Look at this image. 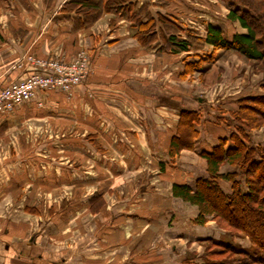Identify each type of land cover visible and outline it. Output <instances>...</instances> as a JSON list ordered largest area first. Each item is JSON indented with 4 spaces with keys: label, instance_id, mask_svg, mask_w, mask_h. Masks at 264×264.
I'll return each instance as SVG.
<instances>
[{
    "label": "crops",
    "instance_id": "1",
    "mask_svg": "<svg viewBox=\"0 0 264 264\" xmlns=\"http://www.w3.org/2000/svg\"><path fill=\"white\" fill-rule=\"evenodd\" d=\"M65 1L0 0V87L28 76L35 69L32 62L27 60L28 54L43 59L70 60L80 48H86L91 54L92 72L88 80L78 85L71 95L56 90L45 91L23 102L9 115L0 113V196L17 194L24 184L22 182L31 184L29 182L35 177L37 166L41 167L40 175L49 179L47 171L42 168L51 163L52 158L46 156V153L52 156L50 150L59 147L82 156L88 142L96 151L110 150L115 146L113 138L118 133L128 137L134 157L130 146H125L124 149L130 150L129 157L118 159L120 162L113 160L110 164L154 166L157 173H149L147 169L144 173L132 171L128 175L115 172L112 175L114 178L106 179L108 184L104 188L94 187L98 185L96 183L88 186L85 181L89 179L78 175L75 177L77 181H74L76 184L71 188L79 185V190L84 189L76 197L77 202L81 201L80 205L76 204V218L77 214L84 212L89 218L86 223L82 221L83 218L76 222L78 238L81 239L79 247L82 249L77 247L74 261L69 249L50 248L41 244L40 237L34 238L28 234L27 237L23 235L12 240L0 237V264H184L186 259L195 264L201 261L209 239L215 242L246 240V245H250L247 236L232 238L229 231L216 224L213 214H205L203 223L196 222L199 207L176 196L172 189L174 183L194 187L198 176H209L206 160L199 154L200 150H210L222 137L228 138L227 146L234 145L229 139L230 127L221 121L229 118V109L235 107V100L239 98L230 95L196 98L193 92L181 90L180 73L185 70L186 62L213 54L212 59L204 61L199 67L203 69L204 80L208 81V73L213 71L209 69L213 65L222 61L225 67L231 63L240 66L241 60L234 55L224 58V49H214L211 44L195 52L158 53L157 49L162 45L160 38L153 43V48L145 47L132 34L134 23L113 12L103 14L86 27L77 28L74 20L61 11ZM132 2L134 10L146 4L155 19L161 14L201 37L207 34V24L220 26L225 32L228 23L229 7L221 0ZM233 25L236 32L246 31L238 21H233ZM157 29H162L160 22ZM182 34L186 36V32ZM242 63L244 70H248L249 65ZM237 67L234 65L231 73L241 79L244 75L237 73ZM196 72L190 71L184 78L194 76ZM255 74L252 75H257L258 79L260 76ZM165 76L171 77L167 80L171 81V84H167L168 88L164 85ZM135 79L139 86L148 85L154 89L143 95L137 94L132 83ZM253 80L241 83L234 93L251 91L255 87ZM263 84L260 83L262 92ZM165 89H170L175 104L158 101ZM181 91L186 98H181ZM39 100L45 103L43 107L38 106ZM215 101L219 106L223 102V109H216ZM85 103L92 106V112L84 110ZM128 103L129 106L132 103L139 106L144 116L137 114L138 111L136 116L140 119L134 120L133 116H129ZM184 110L197 112L198 121L193 123V128L198 136L192 141L193 147L182 148L173 158L165 149ZM121 111L123 113H119ZM105 117L108 121L103 122ZM165 118L171 122L170 129L163 124ZM112 119L118 122L114 124ZM39 129L58 137L61 135L62 140L39 141L36 144L29 133ZM263 129L264 126L251 129L248 143L259 144L261 138L257 134ZM165 132L170 134L168 143L164 142ZM86 134L94 138L87 142L84 139ZM97 137L101 138V142ZM122 144L119 145L121 149ZM147 152H152L151 157L147 156ZM76 156L70 164L79 159ZM59 164L63 173L57 176H65V165L69 163L59 161ZM237 169L223 163L220 173ZM94 180L101 181L99 175L91 181ZM161 180L162 185L158 186ZM216 181L225 192H231V181L224 178ZM99 195L105 204L91 211ZM26 212L35 213L29 208H26Z\"/></svg>",
    "mask_w": 264,
    "mask_h": 264
},
{
    "label": "trees",
    "instance_id": "2",
    "mask_svg": "<svg viewBox=\"0 0 264 264\" xmlns=\"http://www.w3.org/2000/svg\"><path fill=\"white\" fill-rule=\"evenodd\" d=\"M223 1L230 9L228 21H238L246 29L245 32H234L230 36L220 26L207 24V34L201 37L161 14L155 19L146 4L134 10L132 0H67L61 11L74 20L77 28L86 27L105 13L118 14L134 23L132 34L145 47L153 48V43L160 38L162 45L157 49L158 53L195 52L211 44L214 49H224L223 57L225 53L235 52L246 62L264 64V0ZM158 22L162 29H157ZM185 32L186 36L183 37L182 33ZM212 56H200L197 60L186 62L183 74L199 68ZM235 101V107L229 109V118L221 121L230 127L229 139L234 145L227 146L228 138L222 137L210 150H200L199 154L206 160L209 176H198L194 187L174 183L172 189L176 196L199 207L196 222L203 223L205 214H213L219 227L232 235L247 236L258 251L249 252L225 240L215 242L209 239L201 262L195 264H264V225H261L264 224V144L248 143L249 131L264 126V94L252 92ZM195 121H198L195 110L181 112L167 147L171 157L174 158L182 148L193 147L192 141L198 136L193 128ZM223 163L238 169L220 173ZM219 178L231 181V192L221 188L216 181ZM95 200H99L97 205L103 204L100 195ZM184 262L191 264L187 259Z\"/></svg>",
    "mask_w": 264,
    "mask_h": 264
},
{
    "label": "rangeland",
    "instance_id": "3",
    "mask_svg": "<svg viewBox=\"0 0 264 264\" xmlns=\"http://www.w3.org/2000/svg\"><path fill=\"white\" fill-rule=\"evenodd\" d=\"M223 1V0H221ZM224 2V1H223ZM230 10V9H229ZM228 21V18H227ZM195 32H197L194 29ZM225 32L228 35H232L234 32H236L235 26L233 25V22L228 21L226 28H225ZM80 51H85L88 54L87 57V63L88 66L86 67L88 69L87 74L85 75V77L82 79V81L79 84L73 85L69 90H64L61 89L59 87L53 88V89H39L38 92L34 95V98H36L38 93H42L45 91H49V90H56V91H61V92H65L69 95H71L73 93V91L75 90V88L80 85L81 83H83L84 81H87L89 78V74L92 73L91 72V54L90 51H88L86 48H80L76 54L74 55V57H72L70 60H61L63 62H69L74 60L77 55L80 53ZM224 53V52H223ZM207 56L209 54H206ZM231 55H234L235 57L239 58L241 60L240 66L236 65V63H234L232 65L231 64H227V66L225 67V65L222 63V61H220V64H215V66L213 65L209 70H213L212 72L208 73V81L204 80V76H203V69H194V71L196 70V74L194 76H190L187 79H185L184 77L187 74H183L180 73V88L181 90H189L190 92H193V95L196 96V98L201 97L204 98L205 96L208 97H220V96H225V95H230V96H242L245 94H249V93H262L264 94L263 88L262 86H260V83H264V64L260 63V62H246L245 60L241 59V57H239L238 54H236L235 52H228L225 53V57L224 58H228ZM27 60H29L30 58H38V59H43L40 58L38 56L32 55V54H28L26 55ZM45 60H51V59H45ZM55 60H59V59H55ZM30 61V60H29ZM232 62V61H231ZM237 62V61H236ZM242 62H245L249 65L248 70H244L245 66ZM234 65L237 67L238 71L237 73L240 75H244L241 77V79L231 73L232 72V68L234 67ZM242 67H244L242 69ZM208 70V72H209ZM252 71V72H251ZM263 71V72H261ZM184 72V71H183ZM202 72V74L200 73ZM253 73H258V76H260L257 79V75L254 76L252 75ZM240 75V76H241ZM171 79V77H166L165 76V88H168L167 84L170 83L169 81H167L168 79ZM239 78V80H238ZM244 79V80H243ZM250 79H254L253 83L255 85L254 88H251L252 90L250 91V89L245 90L244 92H240V93H234V91H237L241 85V83H247L248 80ZM137 79L133 80V84L134 89L136 90L137 94H146L148 93V91H150L151 89H154L151 86H148L146 84H142L144 87L139 86V84H137L138 82L136 81ZM143 80V79H142ZM262 80V82H261ZM134 81H136L137 83H135ZM237 81V82H235ZM243 81V82H242ZM260 81V82H259ZM259 82V83H258ZM171 84V83H170ZM243 85V84H242ZM242 88V87H241ZM243 89H241L242 91ZM250 91V92H249ZM146 92V93H145ZM181 98H183L184 93L181 91ZM183 96V97H182ZM173 95L170 93V89H168L162 94V96L158 99V101H162L164 103L167 104H175V101H173L172 98ZM180 97V95H179ZM186 98V97H184ZM31 99V100H32ZM217 99V98H215ZM221 99V98H220ZM30 101V100H29ZM216 102V101H215ZM214 102V103H215ZM38 106L43 107L44 106V102L42 101H38ZM223 104V102H221ZM141 104H143V102H141ZM221 104V106H219L218 102H216L215 107L216 109H223V105ZM21 105V104H20ZM128 106L130 105L129 103L127 104ZM19 106V105H18ZM149 106H151V104L149 103ZM124 107V106H123ZM149 108V107H148ZM92 106L90 104H86L84 105V110L85 111H89L92 112ZM108 109L107 106H105V110ZM141 108L139 106H135L134 103L131 104V106H129L128 113L131 114L129 116H133V119L136 120L137 118H139V116H136V112L137 114H143L141 113ZM143 109V108H142ZM104 110V111H105ZM144 110V109H143ZM107 111V110H106ZM12 113V112H11ZM9 113V114H11ZM108 113V111H107ZM119 113H123L122 111ZM6 114V115H9ZM112 114V113H110ZM119 115V114H118ZM90 116H92V114H90ZM144 116V114H143ZM105 120L102 119L103 122L108 121V118H104ZM122 119V118H121ZM140 119V118H139ZM164 125L165 127H169V124L171 123L169 120H166V118L164 119ZM101 121V119H100ZM128 122V120H126ZM167 121V122H166ZM118 120L116 119H112V123H117ZM131 123V122H129ZM114 126V125H112ZM115 127V126H114ZM262 127V126H261ZM117 128V127H115ZM170 129V127H169ZM37 132L34 133H29V136L32 138L33 137V141L36 142V144H38L39 141H41L42 143H46V141L50 142L51 140H53L54 142L62 140L61 135L56 136V135H52L50 134L51 132H46L43 131L41 129L36 130ZM259 135L260 141L259 144H262L264 142V129L261 130V132H259V134H257V136ZM115 138H113V140H115V146L114 148H110V150L108 149H102V150H98L96 151L95 149H93V147L90 145V143L88 141L92 140V136L90 137V135L86 134L84 136V139L88 142L87 146L84 147L83 149V154L82 156H80V154H78L77 156L75 155L74 152L70 151H65L62 148L57 147L58 149H52L51 151V157L48 155V153H46V156L51 159V163H49V165H47L45 168L43 167L42 169H45L49 175V179H45L43 174L40 175L41 171V167L37 166L36 170H35V177L33 178L32 181H30L29 183L31 184H27L25 182L23 185H21V189L19 190V192L14 193V195L12 194H8L6 196H0V237L4 238V239H18V236H25L27 237L28 234H30L31 237L34 238H39L41 244H44L45 246H49L50 248H64V249H69L70 252H72L70 255L73 257V261H74V256L76 252L77 247H79V243L81 242V239L78 238V234L77 233V226H76V222L80 221L82 218V221L85 223L87 222V218H89L87 212H84L83 214H77L76 218V204L80 205L81 201L78 200L76 197H79L80 192L82 190H79L80 187H78L79 185H77V187H73L74 185V181H77L75 179V177H77L78 175H82L84 177H87L89 180L85 181L86 184H89L88 186H92L94 183L98 184V185H94V187L98 186V187H102L104 188L105 186H107L108 181H106V179H110V177L114 178L112 175H115V172H121L123 174H130L132 171L133 173H139L140 171L142 173H144V170L147 169L146 171H148L149 173H157L155 172L157 170L156 167H152V166H141V167H137V166H130L128 164L122 165V166H112L111 161L113 160H118V159H125L126 157L128 158L130 155V150L132 152V155L134 157L133 154V150L132 147L130 146V142L127 140L126 135L122 134V133H118L114 135ZM89 138V139H88ZM106 141H107V135H105ZM170 138V134L166 133L164 134V142L166 143L167 141L169 142ZM256 138V135H255ZM263 138V140H262ZM258 139V138H257ZM97 140L99 142H101V138L97 137ZM85 141V142H86ZM34 142V143H35ZM167 142V143H168ZM122 144V149L121 147H119V145ZM118 147H117V146ZM125 146H130V150L124 149L123 147ZM49 148V147H48ZM167 150L165 149V152ZM48 152V151H46ZM151 153L152 152H147V156L151 157ZM159 154V152H158ZM78 157L79 159H77V161L72 162V164H70L71 159H73L74 157ZM80 159H83L82 161ZM94 160V161H93ZM56 162V163H52V162ZM58 161V163H57ZM59 161H67V163H69V165H65L66 167V175L62 176H57L59 175V173H63V169L61 167V164H59ZM81 161V162H78ZM118 162H120L118 160ZM73 163H78L77 165L73 164ZM169 167H171L169 165ZM160 168V167H158ZM165 170L167 171V169L165 168ZM165 171V172H166ZM140 172V173H141ZM40 175V176H39ZM97 175H99L101 181H91L92 178H95ZM150 175V174H149ZM40 177V179H39ZM99 182V183H97ZM163 180H161V184L158 186L162 185ZM157 183V182H156ZM76 184V183H75ZM79 184V183H78ZM158 184V183H157ZM6 185V184H5ZM164 186H165V181H164ZM113 196V195H112ZM113 198V197H112ZM115 198V196H114ZM99 200H97L94 203V208L97 206L99 207L100 205L97 203ZM88 202H90V207L91 205V201L90 199L88 200ZM103 204H105L103 202ZM102 204V205H103ZM30 205V207L28 206ZM51 207V209H49ZM26 208H29L30 211L35 212V213H28L26 212ZM90 210L92 211V208H90ZM85 214H87V216H85ZM28 221H30V223L28 224ZM78 225V224H77ZM262 226L264 225L263 223L261 224ZM35 226V228H34ZM33 227V228H32ZM79 228V225H78ZM28 229H32L29 230ZM81 231V229H80ZM231 237H244L243 235H232L230 232H228ZM249 239V238H248ZM226 241L232 243L234 246L238 247V248H243L249 252H256L258 251L256 247L252 246L251 243L250 245H246L247 242L246 240H241L238 242L234 239V242H232L231 240L227 239ZM250 241V239H249ZM76 243H78L76 245ZM64 245V247H61V245ZM85 244V242H84ZM67 247V248H66ZM87 247V245H86ZM79 249H82L81 246L79 247ZM87 251V249H85ZM221 259H224L221 258ZM201 262V261H200Z\"/></svg>",
    "mask_w": 264,
    "mask_h": 264
},
{
    "label": "built area",
    "instance_id": "4",
    "mask_svg": "<svg viewBox=\"0 0 264 264\" xmlns=\"http://www.w3.org/2000/svg\"><path fill=\"white\" fill-rule=\"evenodd\" d=\"M87 57V52L80 51L69 62L30 58L35 69L28 76L0 87V113L13 112L18 105L31 100L39 89L69 90L79 84L88 71Z\"/></svg>",
    "mask_w": 264,
    "mask_h": 264
}]
</instances>
